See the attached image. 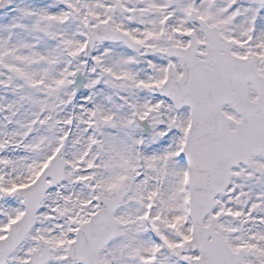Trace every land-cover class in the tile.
<instances>
[{
  "label": "snow or ice",
  "instance_id": "snow-or-ice-1",
  "mask_svg": "<svg viewBox=\"0 0 264 264\" xmlns=\"http://www.w3.org/2000/svg\"><path fill=\"white\" fill-rule=\"evenodd\" d=\"M0 264H264V0H0Z\"/></svg>",
  "mask_w": 264,
  "mask_h": 264
}]
</instances>
